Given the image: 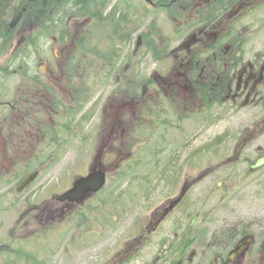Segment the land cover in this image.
I'll return each mask as SVG.
<instances>
[{
	"label": "flooded vegetation",
	"instance_id": "1",
	"mask_svg": "<svg viewBox=\"0 0 264 264\" xmlns=\"http://www.w3.org/2000/svg\"><path fill=\"white\" fill-rule=\"evenodd\" d=\"M132 1L139 5L131 8ZM77 16L64 23L68 36L59 31L52 38L65 54L85 48ZM12 17L0 35V51H12L0 65V264H264V215L243 220L230 204L249 187L260 171L250 167L264 156V0L108 4L100 17L112 34L144 39L133 54L145 48L155 62L143 81L133 72L115 77L112 98L119 102L101 111L106 122L98 131L93 109H83L81 64L62 71L61 57L46 60L45 50L35 47V25H26L22 46L13 51L21 16L16 24ZM157 37L166 40H146ZM29 45L38 52L33 60ZM20 49L29 51L27 62L17 61ZM43 60L48 68L39 75ZM164 102L175 121L160 125L145 108L160 114ZM145 115L150 124L174 131L167 138L165 130L152 133L150 158L139 152L132 159L141 170L134 193L123 183L114 186L123 190H109L110 178L126 181L120 166L130 161L132 126L143 128ZM195 116L197 130L186 131L183 123ZM227 116L239 136L232 154L218 158L232 128L208 139L205 133ZM95 136L97 147L83 171L62 186L61 154L92 146ZM94 171L105 175L101 189L63 198ZM145 181L148 189L139 185Z\"/></svg>",
	"mask_w": 264,
	"mask_h": 264
},
{
	"label": "rangeland",
	"instance_id": "2",
	"mask_svg": "<svg viewBox=\"0 0 264 264\" xmlns=\"http://www.w3.org/2000/svg\"><path fill=\"white\" fill-rule=\"evenodd\" d=\"M34 1H36L35 3L38 2V0H33V1H28V2L32 3ZM115 1L116 0H112V3H114ZM134 5H139V2L132 1L130 4V7L131 8L137 7ZM44 15L45 14H39L36 16L33 14L32 16H28L26 25H30V26L35 25V27H38V25L43 20ZM79 21H82V20H79ZM79 21L78 23H82ZM85 22L86 20H84V23H83V28L86 25V30H85L86 38L84 40L86 42L85 48L83 47L82 49L80 47L78 50L75 48H72L74 50L72 55H71V51L69 52L68 50H66L68 54L63 53L61 51V48L59 46H56V43L52 41L53 37L59 36L57 32L55 34H50L46 36L42 34L43 32L40 33V31H38L37 35L39 37L36 38L37 42H36L35 47H38L39 49L42 48L45 50L44 53L46 52V55H45L46 60L53 61L54 59L57 61L56 58H58L59 60V58L61 57L62 71H63V68H66V69L71 68V65H70L71 63L81 64V71H79L77 78L79 81H81L80 82V84L82 85L81 89L84 92L83 93L84 95L82 97V100L84 102L83 109H87V110L93 109V114L95 115L93 123H92V126L94 127L93 131L96 129L98 131V125L99 124L103 125L106 122V111L110 109L109 107L112 104L119 102L117 98H112L113 94H116V89L114 87L115 77L120 76L122 80L123 75L128 77L129 74L133 72L135 73L133 74V77H137L139 81H143L146 79V76L148 75V73L151 72L152 68L154 67L153 62L155 61H152V59L150 58V55L146 53L147 51L145 49L144 50L146 52L142 51L140 52V54L139 52L132 54L134 50L139 48V45L137 46L135 45V43L138 41V38L132 37V41L126 45H124L125 42H122V41H118L115 43V46H113V52L114 54L115 53H119V54L115 58L116 62L114 61L115 62L114 68L110 70L107 66L108 61H106L105 59L101 60L99 58L101 55L104 54L106 50H109L110 43L112 42L111 36H114L108 27V23H109L108 20H103L102 22H92V21L86 22V23ZM26 25H23V26H26ZM56 25H57V22L53 26H56ZM25 30H21L20 32L15 31L13 33V47H14L13 51H17L15 48L16 46L17 47L18 45L19 47L22 46L23 43L21 39H22V36ZM119 37H122V36H119ZM153 39L155 42H157L160 45H162V43H164L166 40V39H160L158 37L153 38ZM18 41H21V44L20 42L18 43ZM30 45H29V51L30 53H32V55L30 54L31 56L29 57L30 58L29 60H33L35 57H37L38 52H35V50L33 49L34 48L33 45L32 46ZM68 48H70V41H69ZM120 49L122 51H120ZM29 51L27 53H29ZM11 52L12 51H10V49L7 52L0 51V65H2L1 64L2 57L4 58ZM19 52L21 56L17 59V61H20L21 59L25 58L22 61L27 62L26 61L28 59L26 56L27 53H24L21 49L19 50ZM18 56L19 54L16 53L15 57H18ZM67 56H68V60L66 61L65 58ZM135 60L136 62H134ZM63 61L67 62L68 65L65 66ZM57 62H60V61H57ZM45 64L46 63L44 60L41 61L39 64H37L39 75H40L39 70H42V69L45 71L47 70L48 64L46 65ZM134 66L136 67V69L133 71ZM58 67L60 68L59 65ZM60 73H61V70H60ZM65 76L67 77V75ZM42 77H45V76L42 75ZM12 87L16 89L19 86L13 85ZM116 97H118V95H116ZM78 104H79L78 102L73 103V107L71 108V110H74L75 106ZM162 107L164 109V112L160 114H156L153 109L150 110L152 108L150 105L148 108H145L147 112L152 111L153 119L155 120L157 119L160 122V125L162 123L161 122L162 119L164 120L167 119L169 123L171 120H174L172 114L168 111V107L165 102H164V105H162ZM103 109H105L106 111L103 112L104 118L102 120L101 111H103ZM131 109L132 108L128 106V103H127L126 110L128 111ZM144 119L146 121L143 122V128H135L134 126H132L131 133H133L132 134L133 137L132 139L129 140L130 141L129 145H131V147L128 150H126L128 152L127 156L129 157L130 161H126L124 162L122 166H120L119 172L122 173V175L126 176L125 178H123L126 181L125 182L124 181L113 182L112 178H110L108 182L109 190H117V189L123 190V188H114L115 184L119 186L120 183H123V184H126V187L124 189H131L133 191L132 193H134L136 191L135 189H137V187L135 188V185L137 183V181H135V177L140 174L141 170H139L138 168L136 169L135 163L134 161H132V159L137 158L139 152H142V155L144 158H147V159L150 158L152 154L151 153L152 147L150 148L149 142L151 141L152 133L158 132V134H160L163 130H165L164 135L167 138L174 131L172 129L162 128L160 125H155L152 123L150 124L151 119L147 115H145ZM197 120L198 119L195 116L187 120L186 123H183V126L185 127L186 131L188 132H191L193 130L196 131L197 128H195V126L197 125ZM212 126H215V127L205 133L206 139H208L209 137H213L214 133L218 131L219 129L220 130H224V129L231 130L232 128L233 132L231 131L228 132L230 133V136L228 139L225 140V144L222 146L221 150H219L220 152H218L217 157L224 158L226 156L231 155L235 147L234 142L239 136L238 134H236L238 132L235 131V127L237 126V123L234 121L233 117L227 116V119L224 118L220 122L215 123ZM99 129L101 130V128ZM94 134L96 135V132ZM134 134L137 136L141 135V138L143 140H141L140 143H135V139H133ZM96 141L97 140L95 136L94 144L92 146L89 144L85 147H77V149L73 152L68 150V152L61 154L62 159L60 161L61 162L60 169L62 173V177H61L62 186H66L69 183L70 177H72L74 173H80L83 171L84 165L82 164L88 160V157H91V155L94 154L95 148L97 147ZM197 142L198 141H196L195 143ZM146 167H148V170H150L151 165H148ZM192 168L193 167H191V169ZM148 170L147 171L144 170L143 172L148 173ZM248 180H246L244 183L246 184ZM262 180H264V168L258 171V174L252 179L248 188H246L245 186V190L243 194L240 195L238 198H236L235 202L230 203L231 205L239 207L238 217L240 219L247 220L249 216L250 217L251 216L261 217L262 215H264V181ZM44 183H47L46 179L44 180ZM139 185L141 186L143 185L147 189L149 188V183L147 181L143 183L139 182ZM147 189H145V192L147 196H149L151 193ZM162 199L163 198H156L158 202L161 201Z\"/></svg>",
	"mask_w": 264,
	"mask_h": 264
},
{
	"label": "trees",
	"instance_id": "3",
	"mask_svg": "<svg viewBox=\"0 0 264 264\" xmlns=\"http://www.w3.org/2000/svg\"><path fill=\"white\" fill-rule=\"evenodd\" d=\"M35 2L36 1L27 3L24 0H0V35L2 31L4 34L9 27L10 22L8 17L10 14L13 16L12 19L14 23H17V17L19 15L21 16L20 21H18L17 24L15 23L14 32L23 29V25L26 24L28 15L32 16L34 14L37 16L39 14H45L38 31H40V33L43 32L42 34L46 36L61 31L59 33L65 38L68 36L70 28L65 27L64 23L71 17V15H78L77 20H82L79 21L82 23H84V20H86V22H102L103 20L100 15H102L104 9L110 3V0H38L37 3ZM23 9H26V11H23ZM20 22L23 23L21 24ZM56 22L57 25L53 26ZM58 24H60V26ZM84 30H86V27ZM131 40L132 38L128 36H111L112 42L110 43L109 50H106L99 58L108 61L107 66L111 70L114 68L116 62L115 58L119 54H114L113 46H115V43L118 41L125 42L124 45H126L131 42ZM146 40L157 43L154 39ZM120 51L122 50L120 49ZM78 98L81 99V97Z\"/></svg>",
	"mask_w": 264,
	"mask_h": 264
},
{
	"label": "water",
	"instance_id": "4",
	"mask_svg": "<svg viewBox=\"0 0 264 264\" xmlns=\"http://www.w3.org/2000/svg\"><path fill=\"white\" fill-rule=\"evenodd\" d=\"M264 167V156L258 158L253 165L250 167V170L255 171ZM29 178L22 181L21 186L29 182ZM105 175L103 172H90L86 177L78 179L73 188L63 196L67 199H77L79 197L85 196L88 192L98 191L104 184ZM171 205H174L172 203Z\"/></svg>",
	"mask_w": 264,
	"mask_h": 264
}]
</instances>
